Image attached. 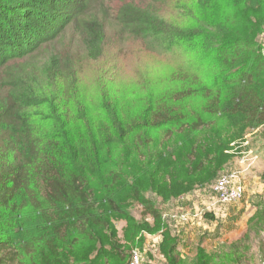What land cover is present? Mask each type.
Listing matches in <instances>:
<instances>
[{"label": "trees", "instance_id": "16d2710c", "mask_svg": "<svg viewBox=\"0 0 264 264\" xmlns=\"http://www.w3.org/2000/svg\"><path fill=\"white\" fill-rule=\"evenodd\" d=\"M92 1L0 0V264H130L115 220L131 242L161 232L150 191L178 196L217 175L232 140L264 134V0H199L172 20L134 3L120 10L147 51L177 54L175 68L145 83L134 114L124 106L119 120L108 105L112 119L79 135L73 120L90 100L71 86L64 100L51 91L60 53H45L73 27L86 57L102 56ZM179 246L165 230L167 264H264V199L240 239L186 259Z\"/></svg>", "mask_w": 264, "mask_h": 264}, {"label": "rangeland", "instance_id": "374dc122", "mask_svg": "<svg viewBox=\"0 0 264 264\" xmlns=\"http://www.w3.org/2000/svg\"><path fill=\"white\" fill-rule=\"evenodd\" d=\"M129 3L155 9L172 20L188 9L187 4L200 1L93 0L87 16L93 15L100 19L105 30L103 54L97 60L86 57L81 38L73 27L52 37L53 44L47 46L45 57L50 58L53 53L60 54L56 69L58 79L50 90L57 97L63 91L60 98L64 100L68 86H71L73 92L86 95L90 100L87 101L88 110L82 111L73 120L79 135L85 134L88 128L93 132L97 130L101 116L104 117L102 121L105 118L112 119V113L105 112L108 105L114 107L115 118L119 120L127 116L124 106L134 114L135 107L132 108L131 104L141 97L145 83L157 81L175 68L173 62L177 60V54H170L171 61H166L162 56L147 51L146 46H142L122 25L118 16L120 10ZM257 39L264 55V28ZM3 71L4 69H0V79ZM85 121L89 122L87 126L83 124ZM225 153L228 157L214 178L197 183L190 190L169 200H164L153 191L148 193L161 212L165 225L161 232L143 231L135 242H131L125 238L127 221H114L119 239L129 249L130 264H133L135 253L140 256L138 264H167L168 260L161 250L165 230H169L173 237L180 240L178 252L184 259L193 258L198 247L213 253L221 244H230L245 234L248 220L256 212L257 203L264 199V134L255 130L243 138L234 139ZM225 174L235 175L244 185L245 195L241 201L224 204L214 200L213 186ZM130 212L137 221L143 220L141 206L132 205ZM147 221L154 223L151 217Z\"/></svg>", "mask_w": 264, "mask_h": 264}, {"label": "built area", "instance_id": "2783aa9c", "mask_svg": "<svg viewBox=\"0 0 264 264\" xmlns=\"http://www.w3.org/2000/svg\"><path fill=\"white\" fill-rule=\"evenodd\" d=\"M213 198L219 203H232L241 201L245 195L244 185L233 174L222 175L212 189ZM140 256L135 253L133 264H138Z\"/></svg>", "mask_w": 264, "mask_h": 264}]
</instances>
